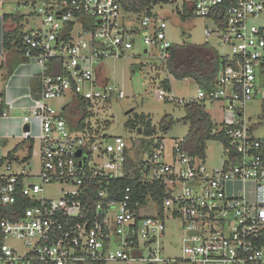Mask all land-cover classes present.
<instances>
[{
    "label": "built area",
    "instance_id": "2783aa9c",
    "mask_svg": "<svg viewBox=\"0 0 264 264\" xmlns=\"http://www.w3.org/2000/svg\"><path fill=\"white\" fill-rule=\"evenodd\" d=\"M20 2L39 18L22 32L20 49L24 61L38 68L39 95L32 97L28 89L21 121L23 127L38 124L40 152L36 169L30 157L18 166L12 160L3 165L0 264H264V135L241 118L245 102L257 95L264 100V0L182 1L180 13L186 6L190 15L212 24L203 29L205 42L214 35L231 51L223 55L227 61L212 90L198 86L195 99H177L223 103L228 115L211 132L222 134L223 156L213 167L184 150L183 139L167 146L163 136L152 137L143 157L133 158L122 137L110 142L92 127L75 130L63 115L76 99L94 114L95 104L125 96L103 75L102 60L131 50L140 32L143 54L165 68L173 44L165 18L127 13L120 0ZM52 59L60 61L62 72H49ZM156 95L172 98L162 87ZM64 96L69 100L56 109L51 100ZM4 103L1 115L7 116L15 100ZM126 176L162 183L161 208L150 194L145 202L133 201L131 185L116 199L114 182ZM247 184L254 185L253 199ZM55 186L59 196L46 195ZM172 220L182 233L181 253L173 256L165 254L173 243H164Z\"/></svg>",
    "mask_w": 264,
    "mask_h": 264
},
{
    "label": "rangeland",
    "instance_id": "374dc122",
    "mask_svg": "<svg viewBox=\"0 0 264 264\" xmlns=\"http://www.w3.org/2000/svg\"><path fill=\"white\" fill-rule=\"evenodd\" d=\"M19 1L23 0H4L0 2V15L4 13H22L27 17L24 23V28L28 29L39 24V18L32 12L31 6L23 5ZM183 0H173L171 3L159 4L154 6L153 13L159 17L165 18L167 22L166 36L173 44H180L183 41L195 44L204 43L205 37L203 29L205 26L212 28V24L204 19L192 15L181 17L180 12ZM31 13V14H30ZM134 47L127 51L124 55L118 58H104L102 60L101 70L103 75L108 78L111 84L117 85L123 91L125 96L119 98L114 95L108 103L95 104L94 114L90 113L86 118L97 133L106 134L113 142L115 136L122 137L128 144L131 145L129 150L133 158H141L145 154L146 145L152 137L160 136L164 138L166 145L171 140H181L188 132L189 124L184 120L185 104L178 103L177 99H195L198 86L191 78L177 80L167 73L163 64L156 58H147L143 54V49L146 47L142 43V32L134 36ZM208 42L212 44L217 51L222 55H231L230 48L221 43L214 35ZM3 56L0 55V93L3 90L5 79L2 74ZM169 78L171 90L167 91L169 96H172L168 101L164 98H158L156 91L161 88L160 82L164 78ZM69 100V96H64L51 100L56 109H61L62 105ZM0 102L2 98L0 96ZM205 110L211 115V119L220 125L227 117V111L222 106L220 101L205 100ZM70 110V109H69ZM68 109L63 111L67 116L70 113ZM245 121L255 125V134L258 136L264 135V100L259 96H255L251 100L241 106ZM11 112V111H9ZM19 114L18 112H15ZM10 114V113H9ZM145 115L149 119L152 127L155 129L151 135L146 134L143 130L138 132V126L128 125L127 122L134 121L136 117ZM163 118L172 119L173 123L167 131L160 129V124ZM142 129V128H141ZM20 140L16 138L8 139V146L4 149V154L14 146H18L16 155L23 156L28 150L26 144H20ZM143 143L144 145L142 146ZM222 144L217 140H208L205 147V163L210 166H219L222 161ZM40 152V141L37 137L34 138V143L31 149L29 163L32 168H37L39 165L38 154ZM15 155L16 158H18ZM13 166H18L19 161L13 159ZM6 163V162H5ZM4 163V164H5ZM3 164L0 165V174L3 172ZM246 195L249 199H253L254 185L247 184L244 186ZM61 193L59 186L48 189L46 195L59 196ZM178 220L170 221L164 243L171 241L173 245L166 246L165 254L179 255L181 247L182 233L178 232ZM148 250L143 251V257L146 258ZM103 264H146L143 260L133 261H108ZM162 264V263H158ZM179 264H190L187 262H179Z\"/></svg>",
    "mask_w": 264,
    "mask_h": 264
},
{
    "label": "trees",
    "instance_id": "16d2710c",
    "mask_svg": "<svg viewBox=\"0 0 264 264\" xmlns=\"http://www.w3.org/2000/svg\"><path fill=\"white\" fill-rule=\"evenodd\" d=\"M123 10L127 13H133L137 15H151L153 14V8L159 4L171 3L173 0H120ZM180 13V12H178ZM188 8L184 7V13H180L181 17L189 16ZM22 14L17 13H4V21L10 20L12 26L3 29L2 34V48L4 51H13L20 56L21 61L24 59L22 51L20 49V41L22 32L20 31L19 21L22 19ZM170 55L166 61L165 69L167 73L177 80L184 78H191L195 84L206 91L212 90L217 82L220 70L225 65L227 59L221 55L217 49L208 44L207 42L201 44L189 43L183 41L180 44H172L170 47ZM60 61L52 59L49 72H62ZM160 86L167 91L171 90L169 78H164L160 82ZM33 95L37 96L36 89ZM168 101V99H164ZM2 105H0L1 113ZM70 113L67 116L64 115L68 124L75 130H83L85 127L91 128V125L85 120L89 117L90 112L87 110L86 102L76 99L75 103L70 107ZM185 116L184 120L188 122L189 128L187 134L182 140V147L192 155H197L201 158L205 157V147L208 140H219L222 138V134H211L212 129L217 128L219 125L211 120L210 115L205 110L204 101L194 100L189 103H185ZM145 115L136 117L134 121L127 122L128 125L138 126L140 130H143L148 135L154 132V128L151 125L149 119L145 118ZM173 123L172 119L163 118L160 124L162 131H167ZM222 125V123L220 124ZM142 128V129H141ZM148 145L144 146L146 149L150 147L151 141ZM142 146L144 145L141 143ZM32 144L28 145V155L30 156ZM7 158H13L12 152H9ZM5 159H0L2 164ZM131 163L130 160H128ZM119 187V191L115 195V198L120 197V189L125 188L127 185L132 186L133 201L140 200L146 201V195L150 194L153 201L161 208L162 199L164 196L163 185L160 182L154 183H137L130 177L126 176L118 181L114 182Z\"/></svg>",
    "mask_w": 264,
    "mask_h": 264
},
{
    "label": "crops",
    "instance_id": "0c3cea01",
    "mask_svg": "<svg viewBox=\"0 0 264 264\" xmlns=\"http://www.w3.org/2000/svg\"><path fill=\"white\" fill-rule=\"evenodd\" d=\"M22 15L23 17L18 24L20 26L21 32L26 30L23 26L27 20L26 15ZM12 24H14V22L12 23V21L10 20L4 21L3 14L0 15V55L3 56L1 70L6 83L4 84L3 90L0 93V96L2 98V102H0V105H2L1 113L5 109V100H15V107L11 110H8L7 116H2L0 113V159H5V161L2 163L3 165L6 161L9 160L26 159L28 155V152L20 157L16 155V150L18 147L17 145L14 146L12 149L8 150L6 154H4V149L8 146L9 138L19 139V143L26 144V149L28 150V145L32 144L33 146L34 138L38 134V124L36 123V121H32L30 125H26V130H29L30 135L25 136L23 133L24 127L22 126L21 121V117L24 113L22 107L30 102L29 98L25 96L28 92V89L31 91L32 97H37L39 95V80L38 76L36 75L38 68L35 65L26 63L24 59L21 61L20 56L17 53L13 51H4L2 48L3 29L9 28L10 26H12ZM35 89L38 93L37 96L33 95ZM15 112H18L19 114H16ZM208 114L210 115V113ZM9 152H12L13 158L11 159L6 157ZM15 155L18 158H16Z\"/></svg>",
    "mask_w": 264,
    "mask_h": 264
},
{
    "label": "water",
    "instance_id": "95a60500",
    "mask_svg": "<svg viewBox=\"0 0 264 264\" xmlns=\"http://www.w3.org/2000/svg\"><path fill=\"white\" fill-rule=\"evenodd\" d=\"M26 129H27V126L25 125V126H24V130H26ZM140 131H141V130L138 129V132H139V133H140ZM79 154H80V151L77 152V155H79ZM147 264H149V263H147Z\"/></svg>",
    "mask_w": 264,
    "mask_h": 264
}]
</instances>
